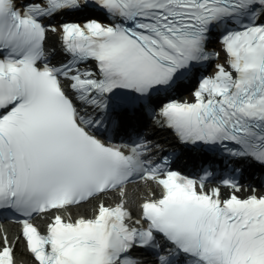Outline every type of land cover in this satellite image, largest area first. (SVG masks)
<instances>
[{
  "label": "snow or ice",
  "instance_id": "snow-or-ice-1",
  "mask_svg": "<svg viewBox=\"0 0 264 264\" xmlns=\"http://www.w3.org/2000/svg\"><path fill=\"white\" fill-rule=\"evenodd\" d=\"M145 116L201 158L195 171L158 154ZM241 162L264 168V0H0V213L35 264H147L134 249L264 264V192L238 194ZM132 181L159 194L131 201ZM89 200L91 214L68 211ZM49 210L42 232L31 218ZM15 246L5 232L0 264Z\"/></svg>",
  "mask_w": 264,
  "mask_h": 264
},
{
  "label": "bare ground",
  "instance_id": "bare-ground-1",
  "mask_svg": "<svg viewBox=\"0 0 264 264\" xmlns=\"http://www.w3.org/2000/svg\"><path fill=\"white\" fill-rule=\"evenodd\" d=\"M143 193L144 191L141 192V190L139 189H134L131 192V194H129L130 200L132 201L133 197L135 196H138L137 198H141ZM90 210H91V203H87L79 207L71 208L68 211H70L72 215L76 216L77 214L89 215ZM5 232H7L9 237L15 242L16 246L14 249V253H15L14 257H15L16 264H19V263L34 264L31 261L29 255L26 254L23 248V244L20 242V239L18 241L14 239L15 235L18 234V227L15 224L10 223V222L3 223V225L0 226V242H2V237Z\"/></svg>",
  "mask_w": 264,
  "mask_h": 264
}]
</instances>
